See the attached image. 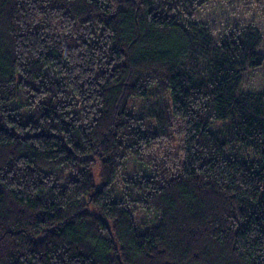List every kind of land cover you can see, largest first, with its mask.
Listing matches in <instances>:
<instances>
[{
    "label": "trees",
    "instance_id": "1",
    "mask_svg": "<svg viewBox=\"0 0 264 264\" xmlns=\"http://www.w3.org/2000/svg\"><path fill=\"white\" fill-rule=\"evenodd\" d=\"M210 1L0 0V264H264V34Z\"/></svg>",
    "mask_w": 264,
    "mask_h": 264
},
{
    "label": "rangeland",
    "instance_id": "2",
    "mask_svg": "<svg viewBox=\"0 0 264 264\" xmlns=\"http://www.w3.org/2000/svg\"><path fill=\"white\" fill-rule=\"evenodd\" d=\"M197 19L207 22L217 39L248 23L255 24L264 34V2L259 6L254 0H213L198 10ZM259 51L264 53V41ZM244 86L264 90V64L246 76Z\"/></svg>",
    "mask_w": 264,
    "mask_h": 264
}]
</instances>
